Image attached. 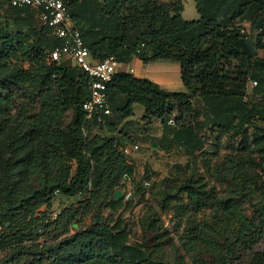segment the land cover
Here are the masks:
<instances>
[{"label": "trees", "instance_id": "1", "mask_svg": "<svg viewBox=\"0 0 264 264\" xmlns=\"http://www.w3.org/2000/svg\"><path fill=\"white\" fill-rule=\"evenodd\" d=\"M63 1L94 59L176 61L186 90L119 71L107 89L111 113L88 117L82 108L88 74L51 61L60 39L34 10L11 6L17 27L0 30V130L13 112L24 152L2 160L0 250L7 253L0 264H189L183 255L164 258L170 236L152 204L137 220L132 211L124 218L120 210H132L133 198L114 195L131 180L142 199L152 178H137L121 149L118 127L134 115L135 103L145 108L147 130L157 119L162 125L158 146L188 157L162 177L158 203L176 213L192 264H264L258 253L243 259L264 225V217L256 221L244 208L264 194V0H195L194 20L183 17L184 0ZM250 80L257 81L252 93ZM210 127L241 136L242 145L222 163L205 161L201 172L191 160L206 155ZM57 191L73 202L52 219L48 207ZM206 209L210 215L198 221ZM86 216L91 222L82 225Z\"/></svg>", "mask_w": 264, "mask_h": 264}, {"label": "rangeland", "instance_id": "2", "mask_svg": "<svg viewBox=\"0 0 264 264\" xmlns=\"http://www.w3.org/2000/svg\"><path fill=\"white\" fill-rule=\"evenodd\" d=\"M184 11L183 17L187 20H194L199 18V13L196 8V1L195 0H184ZM37 26H40L37 24ZM34 37V35H32ZM261 55H264V51H260ZM66 62L73 64L74 62L70 59H67ZM161 62H172L169 59H162ZM176 64L178 62L174 61ZM26 65H28L26 63ZM252 86L249 84V91L252 93ZM184 90L186 88L184 87ZM197 104V103H196ZM198 106V104H197ZM145 114V108L143 105L139 103L134 104V115L130 118V122H124L118 127V134L121 136L123 145H130V144H138L140 148L135 151L132 155L128 156V158L134 161L137 172L136 177L141 178L142 176L146 175L147 173L151 174L150 184L146 186V193L143 194L144 198L141 199L140 194H134V183L131 180H127L124 186L122 187L123 194H131L130 198H133L134 205L132 210H120L123 217L127 218L130 215V212L134 213L135 218H139L143 215L149 205H153L157 213L161 216V220L163 222V227L167 232V236L170 238L164 241V258L173 261L174 259H179L178 255H183L184 259H186L189 264H192L193 257L190 252L186 251L180 242L179 235L182 233L183 228H179L178 220L176 217V213H174L172 208H168L166 211L163 210L159 205V190L163 188L161 183L162 177L174 174V168L172 165L175 162H179L184 164L188 157L186 154L180 149H172L170 151H165L161 149L158 144V137L161 131L162 125L160 124L159 120L157 119L153 126L151 135L149 137L145 136L147 133L146 123L143 121V116ZM15 125H21L20 120L15 116L12 112L9 115V123L4 131L0 130V189L1 185L3 184V176L5 175V166L2 162L3 158L7 155H17L21 156L24 152L23 150V140L22 137L17 135L13 129ZM121 129V130H120ZM123 131V132H122ZM128 132V134H127ZM206 147L207 152L204 156H198L196 159L192 157V163H195L196 166L199 168L201 172L205 170L204 163L205 161H209L211 164L213 163H222L224 157L230 153L234 152L241 143V136L226 133H219L217 129L210 127L206 131ZM253 133V130H251ZM122 145V146H123ZM250 155L252 157L260 159L258 151L250 149ZM191 159V158H190ZM148 165L149 170H146V166ZM195 165V164H194ZM261 173V171H260ZM14 178L17 180L19 178L18 173H14ZM264 179V173L262 174ZM210 183H214V179L210 178ZM218 189H221V184H217ZM223 195L220 194V197ZM1 197V193H0ZM70 202H73V199H68L63 195L57 193V195L51 200L50 206L48 210L51 214L54 211H60L65 205H68ZM263 203L264 205V194H257L252 201L245 204V210L248 215L253 216L256 221H258V217H264V210L260 209V204ZM47 207L43 206L42 209L45 210ZM211 210L206 209L203 213H199L197 216L198 221L204 219V217H208L210 215ZM108 211L105 210V215H107ZM91 222L90 216H86L83 221L82 225H89ZM183 223H186L184 220ZM138 234L141 237V232L139 227L136 228ZM261 234L259 240L252 246L250 251L244 253L243 259H253L254 254L264 255V225H260ZM1 230V227H0ZM41 238L40 240H43ZM172 241L175 242L176 246L175 249L171 247ZM153 241L150 239L149 243ZM7 252L0 250V262L5 259V255Z\"/></svg>", "mask_w": 264, "mask_h": 264}, {"label": "built area", "instance_id": "3", "mask_svg": "<svg viewBox=\"0 0 264 264\" xmlns=\"http://www.w3.org/2000/svg\"><path fill=\"white\" fill-rule=\"evenodd\" d=\"M12 7L27 6L36 12L37 19L41 24L50 26L54 35L60 39V44L49 52L51 61L70 59L85 71L89 76L90 95L82 108L90 117L95 113L108 115L111 113V105L108 98V85L119 71L133 73L134 68L120 62L114 56L104 60H96L91 56L89 48L85 45L81 29L75 23L68 6L63 0H0ZM253 87L257 81L250 80ZM140 148L138 144L122 146L126 156L132 155ZM60 211H54L51 218L58 216ZM37 241V240H36ZM32 240H25L31 243Z\"/></svg>", "mask_w": 264, "mask_h": 264}, {"label": "crops", "instance_id": "4", "mask_svg": "<svg viewBox=\"0 0 264 264\" xmlns=\"http://www.w3.org/2000/svg\"><path fill=\"white\" fill-rule=\"evenodd\" d=\"M10 7L11 6L8 5L7 3L0 1V30L1 29L10 30L17 27L16 21L13 19L12 16H10ZM160 60L162 59L145 63L142 58L135 55L132 57V59L129 62L125 64H127V66H131L134 68L133 74L136 77L150 79L160 84L161 87L170 91H185L184 90L185 86L182 82L181 74H180V64L179 63L176 64L174 61L160 63ZM127 122H130V118L127 119ZM151 131H152V127H150L149 130H147L145 136L149 137L151 135ZM161 134H162V127L159 136ZM174 164L172 165V167L174 166ZM146 168L149 169L148 165ZM130 197L131 194L126 195V199H129ZM137 234L138 232L136 231L134 236L135 239H137L136 238Z\"/></svg>", "mask_w": 264, "mask_h": 264}, {"label": "water", "instance_id": "5", "mask_svg": "<svg viewBox=\"0 0 264 264\" xmlns=\"http://www.w3.org/2000/svg\"><path fill=\"white\" fill-rule=\"evenodd\" d=\"M57 193H59V192L57 191ZM114 195H115V197L117 199H119V198H121L123 196V192L120 189H116L115 192H114ZM76 226H77V224L74 225V227H76ZM138 237H139V234L136 235V238H138Z\"/></svg>", "mask_w": 264, "mask_h": 264}]
</instances>
